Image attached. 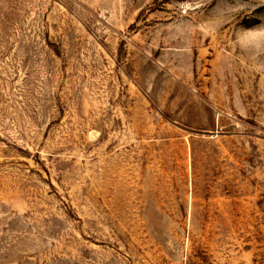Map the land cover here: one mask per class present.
<instances>
[{"label":"rangeland","instance_id":"rangeland-1","mask_svg":"<svg viewBox=\"0 0 264 264\" xmlns=\"http://www.w3.org/2000/svg\"><path fill=\"white\" fill-rule=\"evenodd\" d=\"M0 264H264V0H0Z\"/></svg>","mask_w":264,"mask_h":264}]
</instances>
